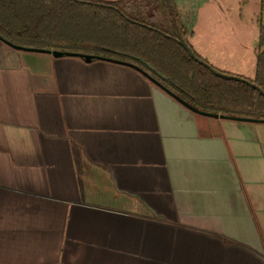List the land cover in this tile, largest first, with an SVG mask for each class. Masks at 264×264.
Masks as SVG:
<instances>
[{
  "label": "crops",
  "instance_id": "0c3cea01",
  "mask_svg": "<svg viewBox=\"0 0 264 264\" xmlns=\"http://www.w3.org/2000/svg\"><path fill=\"white\" fill-rule=\"evenodd\" d=\"M173 1L191 39L219 0ZM0 264H264V123L0 41Z\"/></svg>",
  "mask_w": 264,
  "mask_h": 264
},
{
  "label": "trees",
  "instance_id": "16d2710c",
  "mask_svg": "<svg viewBox=\"0 0 264 264\" xmlns=\"http://www.w3.org/2000/svg\"><path fill=\"white\" fill-rule=\"evenodd\" d=\"M169 1L183 39L207 62L188 43ZM0 38L24 48L101 56L136 69L200 111L264 120L263 95L212 74L179 45L165 0H0ZM257 45L248 80L264 91L261 23Z\"/></svg>",
  "mask_w": 264,
  "mask_h": 264
},
{
  "label": "rangeland",
  "instance_id": "374dc122",
  "mask_svg": "<svg viewBox=\"0 0 264 264\" xmlns=\"http://www.w3.org/2000/svg\"><path fill=\"white\" fill-rule=\"evenodd\" d=\"M207 4L208 8L198 13L194 36L187 37L188 43L208 61L212 59L231 69H241V77L252 79L259 23L264 25V0H219L218 4L213 1Z\"/></svg>",
  "mask_w": 264,
  "mask_h": 264
},
{
  "label": "water",
  "instance_id": "95a60500",
  "mask_svg": "<svg viewBox=\"0 0 264 264\" xmlns=\"http://www.w3.org/2000/svg\"><path fill=\"white\" fill-rule=\"evenodd\" d=\"M168 10H169V14H170V18H171V22L174 26L175 29V33H176V38L177 41L179 43L180 46L183 47V49L188 53V55L197 63L201 64L202 66H204L206 69H208L212 74L223 78L225 80H234V81H239L242 82L244 84H247L248 86L254 88L255 90H257L261 95L264 96V91L258 87L256 84H254L253 82H250L248 79L243 78L241 76H237V75H231L225 72H221L217 69H215L214 67H212L208 62L203 61L201 58L197 57L194 52L191 50V48L187 45V43L185 42V40L183 39L181 33L179 32L173 11H172V7L170 4L169 0H165ZM0 41L5 42L3 39L0 38ZM6 44V42H5ZM8 46L14 48V49H19V50H24V51H32V52H42V53H49L54 57H63V56H74V57H79L81 58L84 62L86 63H90L94 60H99V61H106L105 58L101 57V56H95V55H90V54H82V53H71V52H61V51H57V50H44V49H35V48H24L18 45H14L11 43H7ZM110 62V61H109ZM114 63V62H113ZM146 76V75H145ZM151 81H153L155 84H157L158 86H160L163 90H165L167 93H169L171 96H173L176 100H178L183 106H185L186 108H188L189 110L204 115V116H208V117H213V118H222V119H230V120H234V121H239V122H251V123H264L263 119H251V118H246V117H233V116H225L222 114H215V113H207V112H203L200 111L198 109H196L195 107L189 105L188 103H186L184 100L178 98L177 96H175L171 91H169L168 89H166L165 87L161 86L159 83H157L156 81L150 79Z\"/></svg>",
  "mask_w": 264,
  "mask_h": 264
}]
</instances>
